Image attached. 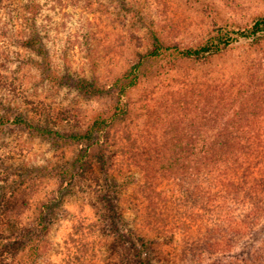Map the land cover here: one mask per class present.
<instances>
[{
  "label": "rangeland",
  "instance_id": "1",
  "mask_svg": "<svg viewBox=\"0 0 264 264\" xmlns=\"http://www.w3.org/2000/svg\"><path fill=\"white\" fill-rule=\"evenodd\" d=\"M122 1L48 0L41 19L52 59L46 69L36 65L44 52L26 50L16 34L0 31V118L13 122L22 115L52 131L84 132L97 116L114 114L119 98L114 83L137 61L134 50L147 31L140 20L154 22L153 29L167 41L184 47L204 43L220 26L251 27L264 15V0H126L130 10ZM23 2L7 4L8 9L0 11L2 22L8 20L7 11L13 9L16 16ZM82 81L95 83L100 93H85L78 87ZM128 101L129 116L113 125L112 145L103 149L118 151L112 173L121 186L116 187L122 191L120 204L127 221L142 231L146 227L134 200L144 175L125 163L122 146L133 145L135 139L137 145L144 139L159 140L171 131L172 122L193 118L202 108L210 113L224 108L227 121L236 113L254 111L258 101L263 107L253 113L258 122L253 126L264 130V40H241L206 63H159L131 90ZM86 149L33 136L23 126H0V214H10V221L24 228L46 209L45 203L49 206L50 232L38 264H116L125 253L109 249L116 235L112 222L105 221L107 210L97 197V186L78 179L72 187L55 176L56 167L70 166ZM89 151L92 172L103 179L99 145ZM257 229L242 252L264 238V219ZM181 239L177 235L174 245L179 247ZM166 250L172 252L168 245ZM178 258L168 260L181 264ZM19 261L2 258L0 264Z\"/></svg>",
  "mask_w": 264,
  "mask_h": 264
},
{
  "label": "trees",
  "instance_id": "2",
  "mask_svg": "<svg viewBox=\"0 0 264 264\" xmlns=\"http://www.w3.org/2000/svg\"><path fill=\"white\" fill-rule=\"evenodd\" d=\"M17 1L0 0V11ZM122 3L130 10L126 0ZM47 5L48 0H24L16 16L12 9L7 11L5 23L0 18L1 32L16 34L26 50L44 52L42 61H36L44 69L52 62L47 34H44L48 29L41 23ZM138 23L146 26L147 31L135 47L137 61L114 83L119 98L110 117L97 116L87 130L79 133L52 131L22 115L13 122L0 118V126H23L31 135L53 138L61 146H86L70 166L56 167L55 176L72 187L78 179L89 180L91 186H97V197L107 210L105 221L112 222L116 235L109 249L125 252L116 264H175L168 258L178 256L181 264H264V238L250 251L240 250L247 239L257 234V227L264 219V130L253 126L258 123L253 113L263 107L259 101L254 111L250 108L249 113H236L227 121L224 108L216 113L202 108L193 118L172 122L171 131L159 140L158 137L153 142L144 139L137 145L135 139L133 145L122 146L120 156L125 163L144 175L138 191L140 196L134 201L141 209L146 230L140 231L127 221L126 211L120 204L122 191L116 189L121 186L112 173L118 162V151L103 149L105 144L112 145L113 125L130 114L129 93L151 73L152 67L162 62L170 66L191 61L206 63L241 40L263 41L264 15L251 27L220 26L204 43L184 47L167 41L153 29L154 22L142 19ZM51 76L49 72L48 78ZM78 87L89 95L100 93V88L89 81H82ZM219 122L222 125L217 127ZM95 145L101 149L103 179L92 172L89 149ZM44 205L46 209L24 228L10 221V214H0V224L5 222L0 227V260L11 258L20 260V264L41 261L45 238L50 232L49 206ZM177 235L182 236L180 251L174 245ZM166 245L172 252L166 250Z\"/></svg>",
  "mask_w": 264,
  "mask_h": 264
}]
</instances>
